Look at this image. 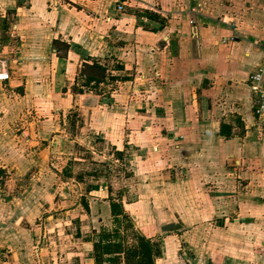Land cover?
Wrapping results in <instances>:
<instances>
[{"label":"crops","instance_id":"0c3cea01","mask_svg":"<svg viewBox=\"0 0 264 264\" xmlns=\"http://www.w3.org/2000/svg\"><path fill=\"white\" fill-rule=\"evenodd\" d=\"M2 68L0 264H264V0H0Z\"/></svg>","mask_w":264,"mask_h":264},{"label":"trees","instance_id":"16d2710c","mask_svg":"<svg viewBox=\"0 0 264 264\" xmlns=\"http://www.w3.org/2000/svg\"><path fill=\"white\" fill-rule=\"evenodd\" d=\"M94 72L96 76H100V79L105 75V70L101 67L95 66ZM113 215L118 217L124 214L123 205L120 203H113L112 205ZM116 235V234H115ZM110 236L107 234L103 235L104 239H109ZM96 248V263L103 264L104 255L114 256V258L109 259V262L116 263L119 261L121 255L126 256V262H133L134 264H155L154 258V248L149 239L144 237L138 238V245L129 250H125L121 243H113L108 241V243H98Z\"/></svg>","mask_w":264,"mask_h":264},{"label":"rangeland","instance_id":"374dc122","mask_svg":"<svg viewBox=\"0 0 264 264\" xmlns=\"http://www.w3.org/2000/svg\"><path fill=\"white\" fill-rule=\"evenodd\" d=\"M2 165H6L5 161L0 159V169L2 168ZM2 181L1 177H0V186L2 185ZM4 182V181H3ZM118 227V226H117ZM120 232L119 235L115 238L120 241V243L122 244V246L124 245V249L125 250H129V249H133L138 245V234H136V230L134 228L133 225H131L130 223H125L123 225H121V227H118ZM114 235V234H113ZM107 261V260H105ZM111 264H134L133 262H126V256L125 255H121L119 258V261L116 263H112ZM108 262V264H110Z\"/></svg>","mask_w":264,"mask_h":264},{"label":"built area","instance_id":"2783aa9c","mask_svg":"<svg viewBox=\"0 0 264 264\" xmlns=\"http://www.w3.org/2000/svg\"><path fill=\"white\" fill-rule=\"evenodd\" d=\"M119 10H123V7L119 6ZM263 72H264V68L260 69L259 73H257L252 77V81H251L254 91L260 95V102H259V106L257 107L258 113H264V90L258 86V82L260 81ZM9 79H10L9 72L2 68V70H0V82L8 81Z\"/></svg>","mask_w":264,"mask_h":264},{"label":"water","instance_id":"95a60500","mask_svg":"<svg viewBox=\"0 0 264 264\" xmlns=\"http://www.w3.org/2000/svg\"><path fill=\"white\" fill-rule=\"evenodd\" d=\"M174 229H176V225L171 223V224H168V225H165L163 228H162V231L167 233V232H170V231H173Z\"/></svg>","mask_w":264,"mask_h":264}]
</instances>
